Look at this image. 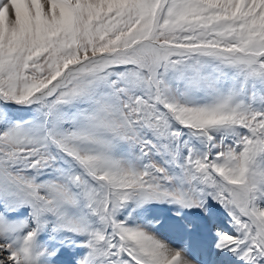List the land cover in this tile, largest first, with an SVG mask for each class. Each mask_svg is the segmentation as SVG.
<instances>
[{
	"label": "snow or ice",
	"instance_id": "1",
	"mask_svg": "<svg viewBox=\"0 0 264 264\" xmlns=\"http://www.w3.org/2000/svg\"><path fill=\"white\" fill-rule=\"evenodd\" d=\"M0 264H264V0H0Z\"/></svg>",
	"mask_w": 264,
	"mask_h": 264
}]
</instances>
